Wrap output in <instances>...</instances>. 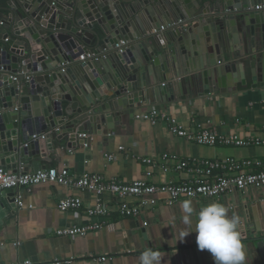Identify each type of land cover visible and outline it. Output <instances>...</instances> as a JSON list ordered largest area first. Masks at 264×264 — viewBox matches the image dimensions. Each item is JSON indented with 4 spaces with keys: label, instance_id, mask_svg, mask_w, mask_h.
Segmentation results:
<instances>
[{
    "label": "crops",
    "instance_id": "0c3cea01",
    "mask_svg": "<svg viewBox=\"0 0 264 264\" xmlns=\"http://www.w3.org/2000/svg\"><path fill=\"white\" fill-rule=\"evenodd\" d=\"M182 1L134 0L127 4L126 13H129V20L140 37L133 41L122 39L135 48L133 54L138 60V75L142 82L139 100L143 102L127 105L117 118V124H111L113 129L107 125L95 126L85 136L86 140L79 141L73 134V139L70 136L57 137L52 142L53 149H50L49 143L41 139L45 155L31 159V162L39 163L40 170L52 166L68 167L71 174L77 176L89 172L101 174L107 180L116 178L131 182L148 179L154 183H175L186 178L187 173L175 171L172 162L167 165L169 172H164L161 159L165 154L177 155L194 163L203 159H264L263 143L202 145L171 133L166 120L137 119L138 114L157 108L163 114L177 118L188 129L208 128L243 139L264 140V50L261 40L254 43L251 38L246 39L238 24L236 42L232 41L231 50L222 54L219 61V66L229 68L226 90L215 84L206 85L199 73L212 71L217 66L210 67L208 61L201 60V50L204 48L207 52L202 28H195L196 32L190 34L184 44L174 33L173 27L183 21L171 16ZM195 3L199 11L196 8L193 11L198 13L204 7V12H213L211 6L202 0ZM0 12L8 14L6 10ZM142 26L148 29L144 33ZM190 27L191 24L185 25L186 29ZM146 38L154 49L156 44L161 49L162 42L166 46L170 43L173 48H162L159 52L161 59L155 56L158 64L152 60L148 65L142 60L141 51ZM71 51L73 62L86 55L83 47ZM95 53L99 56L103 52L96 49ZM206 55L208 53L203 57ZM45 132L50 134L53 129ZM109 156L113 158L109 159ZM147 157L155 160V166L143 162ZM19 167H30L29 172H37L29 162ZM148 170L153 171L151 178L146 177ZM14 196L12 213L7 214V221L0 228V264H25L27 261L53 264L56 259L71 261L70 264H139V256L148 250L159 255L161 264H215L207 250L198 248L196 232L183 223L182 203L185 200L191 201L194 215L204 206L218 203L226 207L229 217L238 216L245 264H264L256 243L246 241L249 237H264V187H250L217 197L180 198L174 202L158 195L156 204L134 218L118 213L119 199L110 193L101 197L110 209L109 217L91 218L86 207L95 205L96 195L63 184L15 188ZM68 196L80 197L84 208L62 211L59 203ZM20 197L24 200L22 206L18 204ZM96 221L102 222V227L85 236H61L56 232L66 226ZM182 231L192 232L180 241Z\"/></svg>",
    "mask_w": 264,
    "mask_h": 264
},
{
    "label": "water",
    "instance_id": "95a60500",
    "mask_svg": "<svg viewBox=\"0 0 264 264\" xmlns=\"http://www.w3.org/2000/svg\"><path fill=\"white\" fill-rule=\"evenodd\" d=\"M133 1L0 0V10L8 11L0 12V168L17 171L29 162L41 171L31 159L45 154L40 140L24 146L30 136L53 129L46 140L50 149L57 137L73 139L74 135L79 141L86 140L82 136L95 126L113 129L111 124H117L127 105L143 102L139 100L142 82L134 46L128 45L123 54L115 49L122 37L133 41L139 36L125 9ZM202 1L211 6L212 13L204 12V7L193 11H199L196 0H183L174 8L171 17L183 21L173 27L174 33L184 44L195 28H202L208 55L203 57V48L201 60L217 67L204 69L199 76L204 84L226 90L229 68L219 66V61L231 50L232 41L236 42L237 25L246 39L261 40L264 50V11L254 9L264 0ZM188 24L191 27L186 29ZM141 30L148 29L142 26ZM147 40L143 39L141 51L148 65L152 60L158 64L155 56L161 59L162 48H173L162 42L161 49L157 44L154 49ZM80 47L86 54H96V49L103 53L73 62L71 50ZM1 197L0 228L12 213L14 189L5 190ZM246 241L256 243L264 259V237Z\"/></svg>",
    "mask_w": 264,
    "mask_h": 264
},
{
    "label": "built area",
    "instance_id": "2783aa9c",
    "mask_svg": "<svg viewBox=\"0 0 264 264\" xmlns=\"http://www.w3.org/2000/svg\"><path fill=\"white\" fill-rule=\"evenodd\" d=\"M254 9L264 11V3L257 5ZM127 46L128 41L122 39L116 43L115 49L118 53L123 54ZM94 57L96 58V54L88 53L81 60L85 61ZM136 117L153 122L159 119L166 120L171 133L202 145L248 146L264 144V140L261 139H243L238 135H225L208 128L188 129L177 118L167 116L157 108L140 113ZM48 135L49 133L46 132L35 133L30 136L24 146H28L32 141L47 140ZM120 149L122 150L124 147H120ZM111 158L113 156H109V159ZM143 162L149 166H155V160L152 158H143ZM170 162H172L175 171L186 172L187 177L175 183H154L149 182L148 179L125 182L116 178L107 180L98 173L85 172L79 176L72 175L68 167L52 166L38 172L25 171L24 167H20L17 171L1 167L0 195L7 189L30 188L40 184H63L96 195L95 205L86 207V213L91 218L109 217L110 209L101 200V197L106 193L119 199L117 211L121 216L134 218L139 217L144 209L156 204L158 195H163L169 202H174L180 198L217 197L250 187H264V159H203L194 163L187 159H181L177 155L165 154L161 159V168L164 172H169L170 167L167 165ZM146 175L147 178H151L153 171L148 170ZM18 204L20 206L24 204L22 197L18 200ZM59 208L62 211L76 210L84 208V203L78 196H68L61 199ZM101 227L102 222L96 221L84 225L66 226L57 229L56 232L61 236H85L88 232ZM70 263L71 261L56 259L53 264ZM25 264L32 263L27 261Z\"/></svg>",
    "mask_w": 264,
    "mask_h": 264
},
{
    "label": "clouds",
    "instance_id": "9594fccd",
    "mask_svg": "<svg viewBox=\"0 0 264 264\" xmlns=\"http://www.w3.org/2000/svg\"><path fill=\"white\" fill-rule=\"evenodd\" d=\"M183 223L196 232V243L200 250H207L215 264H245V253L238 230L240 219L228 216L226 207L212 203L204 206L195 215L191 201L182 203ZM191 231V232H192ZM191 232L180 233L183 241ZM139 264H161L159 255L151 250L139 256Z\"/></svg>",
    "mask_w": 264,
    "mask_h": 264
}]
</instances>
